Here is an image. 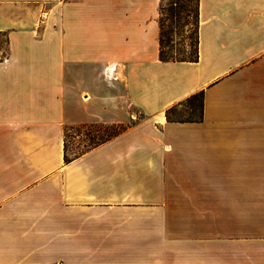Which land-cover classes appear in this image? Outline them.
Listing matches in <instances>:
<instances>
[{"label": "crops", "instance_id": "obj_1", "mask_svg": "<svg viewBox=\"0 0 264 264\" xmlns=\"http://www.w3.org/2000/svg\"><path fill=\"white\" fill-rule=\"evenodd\" d=\"M162 1L0 0V264H264V0H197L196 62L160 60Z\"/></svg>", "mask_w": 264, "mask_h": 264}, {"label": "rangeland", "instance_id": "obj_2", "mask_svg": "<svg viewBox=\"0 0 264 264\" xmlns=\"http://www.w3.org/2000/svg\"><path fill=\"white\" fill-rule=\"evenodd\" d=\"M163 42L167 45L165 51L177 58H191L196 50L197 28V0H165L163 3ZM6 45L4 38L0 37V58H5ZM197 102H195V105ZM191 105L185 104L179 109H174L172 119L192 120L199 117L197 106L191 110ZM134 119L127 124H121L125 129L135 124L139 115L134 113ZM66 128L67 155L72 157L74 153L81 152L88 143L83 136H78L74 130ZM104 130L101 131L103 133ZM111 132V130H106Z\"/></svg>", "mask_w": 264, "mask_h": 264}, {"label": "trees", "instance_id": "obj_3", "mask_svg": "<svg viewBox=\"0 0 264 264\" xmlns=\"http://www.w3.org/2000/svg\"><path fill=\"white\" fill-rule=\"evenodd\" d=\"M165 0H163L159 6V26H160V38H159V43H160V49H159V58L162 62H196L198 60V52H197V35H196V50L194 53V56L191 58H177V57H172L171 54L167 53L165 49L167 48V45L164 44L163 42V13H164V8H163V3ZM0 37L4 38L5 40V45H6V55L7 56V36L5 33H0ZM4 58H0V61L3 60ZM201 99H202V93H200L198 96H193L188 104L191 105L190 108L193 110L195 106L199 109L200 112V107H201ZM195 102L197 104L195 105ZM174 109L169 110L166 113V117L168 120L173 121L172 119V114H173ZM70 130H74L77 132L78 136H83L85 141H88L86 145H84L83 150L81 152L74 153L72 157H68L67 155V146L65 142L66 138V129L64 130V162L69 163L73 161L74 159L80 157L82 154L85 152L102 145L106 143L107 141L111 140L112 138L118 136L120 133H122L124 130H126L122 125H112V126H104L100 124H88V125H80L76 127H71L69 128ZM103 133H101V131ZM106 130H111V132H106Z\"/></svg>", "mask_w": 264, "mask_h": 264}, {"label": "built area", "instance_id": "obj_4", "mask_svg": "<svg viewBox=\"0 0 264 264\" xmlns=\"http://www.w3.org/2000/svg\"><path fill=\"white\" fill-rule=\"evenodd\" d=\"M50 2H52V3H56V4H61V3H64V2H66V1H68V0H49ZM46 9H44L42 12H41V16H40V18H39V20H38V23H37V28H39V26L40 25H42L43 24V22L46 20V11H45Z\"/></svg>", "mask_w": 264, "mask_h": 264}]
</instances>
